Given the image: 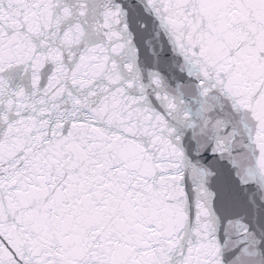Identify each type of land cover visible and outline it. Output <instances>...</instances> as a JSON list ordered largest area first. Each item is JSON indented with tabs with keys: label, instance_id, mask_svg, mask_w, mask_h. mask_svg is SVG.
<instances>
[{
	"label": "snow or ice",
	"instance_id": "snow-or-ice-1",
	"mask_svg": "<svg viewBox=\"0 0 264 264\" xmlns=\"http://www.w3.org/2000/svg\"><path fill=\"white\" fill-rule=\"evenodd\" d=\"M0 264H264V0H0Z\"/></svg>",
	"mask_w": 264,
	"mask_h": 264
}]
</instances>
